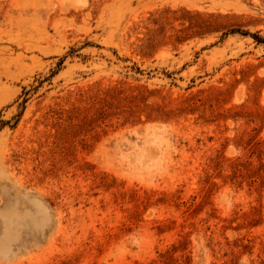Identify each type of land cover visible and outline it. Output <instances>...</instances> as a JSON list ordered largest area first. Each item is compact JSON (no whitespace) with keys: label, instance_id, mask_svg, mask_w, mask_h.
Segmentation results:
<instances>
[{"label":"rangeland","instance_id":"374dc122","mask_svg":"<svg viewBox=\"0 0 264 264\" xmlns=\"http://www.w3.org/2000/svg\"><path fill=\"white\" fill-rule=\"evenodd\" d=\"M0 264H264V0H0Z\"/></svg>","mask_w":264,"mask_h":264}]
</instances>
